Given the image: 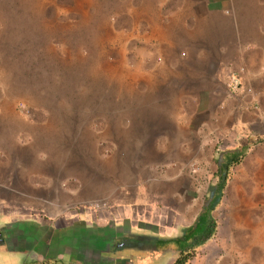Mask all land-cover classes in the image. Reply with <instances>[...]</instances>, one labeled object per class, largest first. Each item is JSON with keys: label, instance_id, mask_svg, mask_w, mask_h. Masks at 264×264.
Segmentation results:
<instances>
[{"label": "rangeland", "instance_id": "obj_1", "mask_svg": "<svg viewBox=\"0 0 264 264\" xmlns=\"http://www.w3.org/2000/svg\"><path fill=\"white\" fill-rule=\"evenodd\" d=\"M219 40L233 91L211 119L218 135L208 123L199 129L210 140H201L203 159L188 166L185 190L168 193L167 183H178L174 175L190 162L150 158V215L137 221L113 217L106 205L96 223L72 224L67 211L44 220L39 201L23 206L0 196V264H172L177 251L166 243L187 237L216 180V158L264 137V0H0V185L20 177L50 184L47 168L54 174L83 158L92 171L114 140H147L150 125L139 116L150 115V104L193 105L186 96H158L151 70L162 59L173 67L208 58ZM163 142L175 153L178 140H152L150 149ZM261 173L264 141L230 168L213 234L186 264H264ZM58 186L67 189V179Z\"/></svg>", "mask_w": 264, "mask_h": 264}, {"label": "crops", "instance_id": "obj_2", "mask_svg": "<svg viewBox=\"0 0 264 264\" xmlns=\"http://www.w3.org/2000/svg\"><path fill=\"white\" fill-rule=\"evenodd\" d=\"M221 46H223L222 40L217 41L214 47L216 52H212L214 53L212 56L204 59L200 57L196 63L189 66L175 63L171 67L166 59H162V68L151 70L150 74L152 73L155 77L152 82L150 81V87L154 92L156 91L158 96H161L163 100L169 97L186 96L193 105L150 104V110L145 111V113L150 111V115L139 116L140 121L150 125V132H146L145 136L147 140H114V150L105 154L102 160L99 159L98 168L92 171L90 164L83 158L81 161L78 160L77 164L72 163V168L62 167V169H56L57 173L54 174L53 167L47 168L48 172L45 173H50L49 176L52 177L50 184L47 182L43 186L33 187L21 177L17 180L18 183H13V186L1 184L0 196L3 203H7L6 200L9 199H17L20 205L27 206L37 200L40 205L35 207L39 208L44 220H55L56 222L57 219L64 217L60 215H66L67 211V217L72 220V224L76 225L86 222L96 223L99 220L96 215L98 211L100 212L99 207L102 205H106L113 217H120L121 221L125 218L126 220L135 218L137 221L144 211L150 215V158L151 161L155 160L161 166H165V160L171 161L175 158L179 162H190L189 164L183 163L178 173L174 175L175 178H179L178 183L174 180L167 183L173 187L172 192L167 189L168 193L178 194L184 191L188 166L203 159V152L200 149L201 140H210L208 134L201 133L199 129L208 123L207 130H214L218 135L219 126L218 124L212 125L211 119H219L217 106L220 103V105H225L224 103L229 101L228 98L233 91V87L227 81L229 73L234 72V69L229 66V60L222 58ZM205 96L207 103L201 105V97ZM228 123L234 126L236 123L234 117ZM152 140H178L175 153L171 152L168 155L167 145H164V142L157 150L150 149ZM171 154L174 155L173 158ZM21 167L27 168L23 164H20ZM92 172L94 175L90 176ZM181 177H184L183 182ZM66 179L67 189H60L59 180ZM261 179L263 180V195H260L259 203L263 210L260 213V220L264 221L263 174ZM70 182L74 184L71 185ZM163 184L162 179L159 181L161 190H164ZM158 197L162 199V193ZM172 199L176 200L175 196L171 197ZM104 218L106 219V215ZM261 229L264 234V228ZM36 259H38L37 263L43 261L42 257Z\"/></svg>", "mask_w": 264, "mask_h": 264}, {"label": "trees", "instance_id": "obj_3", "mask_svg": "<svg viewBox=\"0 0 264 264\" xmlns=\"http://www.w3.org/2000/svg\"><path fill=\"white\" fill-rule=\"evenodd\" d=\"M263 141L264 137L258 136L256 140L251 138L245 145L229 149L225 154H220L216 158L217 171L214 174L216 180L206 192L202 207L194 221L191 225L186 227L188 230V234H186L187 237H178L175 241L171 239V241H174L171 245L166 243V245H169L173 251H177V256L172 264H186L187 261L192 258V251L195 247L202 245L212 236L215 227L212 211L221 200L230 168L241 161V158L245 155L246 151L252 144ZM201 218L204 219V229L203 231L198 232L195 227ZM160 246L164 245L160 244Z\"/></svg>", "mask_w": 264, "mask_h": 264}, {"label": "bare ground", "instance_id": "obj_4", "mask_svg": "<svg viewBox=\"0 0 264 264\" xmlns=\"http://www.w3.org/2000/svg\"><path fill=\"white\" fill-rule=\"evenodd\" d=\"M236 226V225H235ZM259 228V227H258ZM254 229V228H253ZM249 231V230H248ZM252 231V230H251ZM248 234H249V232H248ZM248 234H247V236H248ZM250 236V235H249ZM247 238V237H246ZM253 239V238H252ZM248 240H249V238H248ZM249 241H252L251 239L249 240ZM261 241V240H260ZM232 244V243H231ZM245 246V245H244ZM260 246V245H259ZM242 248V247H241ZM262 254V253H261Z\"/></svg>", "mask_w": 264, "mask_h": 264}, {"label": "built area", "instance_id": "obj_5", "mask_svg": "<svg viewBox=\"0 0 264 264\" xmlns=\"http://www.w3.org/2000/svg\"><path fill=\"white\" fill-rule=\"evenodd\" d=\"M238 85V81L237 79L234 80V86H237Z\"/></svg>", "mask_w": 264, "mask_h": 264}]
</instances>
